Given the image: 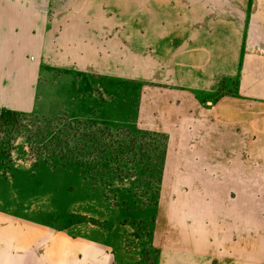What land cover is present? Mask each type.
<instances>
[{
    "label": "crops",
    "instance_id": "0c3cea01",
    "mask_svg": "<svg viewBox=\"0 0 264 264\" xmlns=\"http://www.w3.org/2000/svg\"><path fill=\"white\" fill-rule=\"evenodd\" d=\"M55 69L146 86L138 122L168 138L155 264H264V0H0V108L38 113ZM139 262L0 209V264Z\"/></svg>",
    "mask_w": 264,
    "mask_h": 264
},
{
    "label": "rangeland",
    "instance_id": "374dc122",
    "mask_svg": "<svg viewBox=\"0 0 264 264\" xmlns=\"http://www.w3.org/2000/svg\"><path fill=\"white\" fill-rule=\"evenodd\" d=\"M128 45L125 39L124 48ZM41 81L36 115L56 117L61 127H80L93 139L86 162L101 164L102 170L85 171L59 158L46 162L44 156L34 161L25 134L36 124L32 112L0 108V133L8 136L0 139V209L42 216L44 223L76 236L101 232L112 246L137 252L139 264H155L151 239L168 138L138 122V101L146 86L62 69ZM99 141V160L93 161Z\"/></svg>",
    "mask_w": 264,
    "mask_h": 264
},
{
    "label": "trees",
    "instance_id": "16d2710c",
    "mask_svg": "<svg viewBox=\"0 0 264 264\" xmlns=\"http://www.w3.org/2000/svg\"><path fill=\"white\" fill-rule=\"evenodd\" d=\"M36 114L32 112L30 115L33 117L32 119L36 120V124L32 126L33 129L25 132L27 142L29 143L30 155L35 158L34 161H38L44 156L46 162H53L59 158L66 163L74 162L85 171L91 168L94 170H102L101 164H89L86 162L87 158H91L87 145L93 139L86 133L81 132L80 127L73 125V123H68L61 127V123L60 121H56V117H39ZM66 115V113L63 114V116ZM77 124L79 126L82 125L81 122ZM7 137L4 132L0 133V139L2 141H6ZM100 143L101 141L93 148V153L95 154L93 161L99 160V155L97 156L96 154L100 152V149H98L101 146ZM35 165L37 166V164Z\"/></svg>",
    "mask_w": 264,
    "mask_h": 264
}]
</instances>
